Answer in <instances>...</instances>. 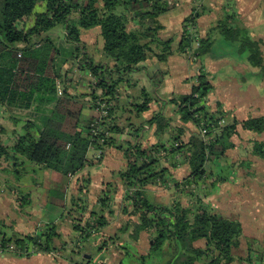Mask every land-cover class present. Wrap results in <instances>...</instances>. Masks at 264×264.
<instances>
[{
  "label": "trees",
  "instance_id": "trees-1",
  "mask_svg": "<svg viewBox=\"0 0 264 264\" xmlns=\"http://www.w3.org/2000/svg\"><path fill=\"white\" fill-rule=\"evenodd\" d=\"M175 4L176 1L169 5L167 0H0L1 107L8 111L26 110L41 99L50 104L46 92L54 93L56 84L47 73L51 70L53 59L47 57L48 51L40 56L42 49L32 48V44L39 40L46 50L50 46L54 49V41L46 33L56 25H60L66 40L71 43L68 57L76 59L80 55L76 66L78 69L73 73L88 71L96 78V83L80 98L82 102L71 96L64 86L62 95L55 99L53 97L55 103L49 112L18 119L19 125L22 124L12 133L13 143L0 142V166L2 161H7L17 169L23 158L74 178L89 164V148L98 151L91 158L96 164L101 161L105 149L112 146L122 150L126 160L118 177L125 189L124 199L128 202L123 205L122 211L136 215L132 236L137 238L140 232L147 231L151 242L149 251L153 254L162 253L165 242L169 241V248H165L169 249L165 264H264L250 241L245 240L241 221L214 211L203 199L206 192L201 197L186 193L191 196L190 203L174 200L169 204H158L149 201L144 190L148 184L163 185L168 181L173 182L176 191L208 179L207 185L211 186L228 181L227 174H218L213 178V174L207 171V162L224 158L225 153L234 148L233 136L237 135L238 129L257 134L264 131V116L239 120L228 116L219 103L215 109L204 103L212 84L202 59L212 48L214 34L229 42L234 51L245 55L247 62L259 68L264 76V54L260 42L239 25V15H223L201 37L194 31L199 17L196 9L193 8L184 18L178 52L191 57L188 60L198 66V71L196 82L188 93L177 94L167 100L175 105L180 125H172L171 118L161 112L152 114L137 127L130 123L125 126L126 122L118 124L119 120L113 115L115 107L119 105L118 89L123 84H133L130 74L140 69L141 62L151 58L166 60L172 53L173 40L159 35L163 28L159 16L174 8ZM93 27L100 29L105 61H96L79 37L81 29ZM194 37L197 41H194ZM18 50H21L20 56H17ZM143 98L141 103H136L137 112L148 108L150 98L146 92ZM86 101L88 108H94L99 101H105L107 105L112 101L115 107L110 104L106 115L95 123L93 117L83 119ZM93 123L96 124L94 127L100 125L97 133L92 131ZM144 123L154 128L156 136L164 133L162 139L143 145L138 138ZM185 123H192L194 127L186 139L181 137L185 132ZM124 130L127 137L118 141L116 135ZM162 149L163 155H167V164L162 163L160 157L163 155H156ZM251 151L264 160L263 141H253ZM184 163L188 169L182 180L173 178L172 170ZM228 166L226 170L232 169L231 164ZM0 170L10 172L7 167H0ZM82 186H79V191ZM107 192L108 189L102 190L104 194L98 199L102 202L101 210H104L110 198ZM65 195L63 182H56L49 189L48 202L65 207ZM70 202L78 205L75 200L71 199ZM84 211L81 208L78 214L82 217ZM112 212L110 208L108 213ZM80 221L81 218L73 221L79 237L89 229L98 232L108 223L104 212L97 213L94 209L89 211L87 219ZM128 224L131 223L123 224L119 230H126ZM54 228L47 227L41 234L27 233L18 237H10L0 230V245L5 248L7 243H13L17 249H21L20 253L14 251L16 255L38 250L47 252L56 248V240L60 238V233ZM199 241L203 244L199 245ZM242 242L246 249L245 256L236 254ZM254 258L259 262H255ZM83 264H89V260Z\"/></svg>",
  "mask_w": 264,
  "mask_h": 264
},
{
  "label": "crops",
  "instance_id": "crops-1",
  "mask_svg": "<svg viewBox=\"0 0 264 264\" xmlns=\"http://www.w3.org/2000/svg\"><path fill=\"white\" fill-rule=\"evenodd\" d=\"M230 4L239 15V25L244 26L250 36L260 42L264 54V0H176L174 8L160 14L159 16V20L163 25L159 35L163 38H171L173 40L172 53L168 55L166 60L159 61L156 58H151L142 61L140 69L130 74L133 84H123L122 87L118 89L120 91V106L118 105L119 107H115V118L122 121V123H127V120L124 119L123 115L131 108H135L137 105L136 103H141V100H143V94L146 92L147 97L150 99L148 108L144 111L145 116H150L151 114L159 112V109H162L166 115L171 117L172 125H180L181 122L179 121L177 113H175L176 111H174L172 104L170 105V102L167 100L174 95L188 93L191 90L192 85L196 82L195 75L198 71L196 64H192L186 55L178 52V45L181 40L180 33L182 22L192 9L195 8L199 17L196 19L194 31L200 37L205 36L208 29L220 19L219 17L223 15V10H225ZM192 5L193 7L191 8ZM186 7L187 9L185 10ZM61 32L62 34L64 33L63 29H61ZM98 36L99 34L97 36L88 34L86 36V41H88L87 45L90 50L91 45H93L91 52L98 55L97 57L92 55L93 58L96 60H104L101 52L100 39L99 42L94 41ZM92 39L93 41L91 43ZM213 41L211 50L209 53L205 54L202 59L204 69L209 75L212 84V89L207 94L208 105L211 109H215L216 105L219 103L222 110L225 111L228 116H234L239 120H244V118L249 116H264V76L261 75L260 69L250 65L247 62L245 55H240L236 50L234 51L229 42L219 34L213 35ZM217 48L220 51H216ZM95 49L98 50L95 52ZM89 54L91 55L90 52ZM78 57H80V55ZM4 110L8 111L6 108H4ZM83 112L84 114L90 112L93 116L97 115V112L94 109L88 107L85 108ZM12 125V123L8 125L0 122V127H3V129H0L1 143L8 144V142H10V140L7 141L5 139V135L15 131ZM184 127L185 132L181 136L182 138L188 137L189 132L194 130L192 123H185ZM139 134L138 139L142 140L143 145L154 143L157 139H162L164 136V133L156 136L154 134V128L146 123H144ZM125 137H127L126 130L121 134L116 135V138L119 141ZM255 140L264 142V131L257 134L240 128L238 129L237 135L233 136V141L235 143L234 148L228 150L225 153L224 158L213 159L207 163L210 171L209 173L213 174V178L218 174L223 175V171L220 172V168L223 164H231L232 170H235L236 175L233 181L229 182L225 180L217 182L216 185H213V189L210 191H204L207 194L203 199L214 211L219 212L224 217L227 216L240 220L243 225L244 236L246 235L245 223H249L251 218L254 222L258 221L257 202L262 200L264 203L261 196V194H263L264 198V184L262 177L264 176V160L252 154V144ZM94 151L89 158V164L83 169L79 176L71 178L70 180L66 177L65 179L61 178L60 181H56L63 182V185L68 183V187H66L65 205L72 206L71 204L73 203L70 201L73 192L77 190L78 185L82 184L79 182L80 180H88L89 186L95 189L94 193L90 196L91 202L94 203L93 209H97L96 206L99 204L97 201L99 197L104 194L102 193V190L106 191L108 189L107 193L110 198L106 201V205H111L110 208L113 212L107 213L103 210L108 223L104 225L100 231L95 232V234L116 232L119 226L118 224L123 223V221L125 223L130 222L131 224H128L127 229L124 232L125 236L123 238L125 240H123V242L125 241L127 244L131 242L136 244L135 246H143L144 250L147 248L149 250L151 245L149 233L147 231H142L138 234L137 238L132 239L130 234L133 230V224L137 222L136 215L126 214L122 211L123 205H126L128 202L124 199L125 189L123 188L121 181L118 179V174L116 175L115 173L117 170H122L126 164L123 154L121 153L118 155V150L116 148L112 146L107 147L101 157V161L94 164L95 162L91 161L93 155L96 154ZM245 154L247 155V158L240 157V155L243 156ZM1 163L2 165L0 167H5L7 165V163L3 161ZM30 167L33 175H43L42 166L30 163ZM187 167V164L184 163L173 169L172 177L178 180L183 178L187 172ZM6 178H12V172H4L0 170V182H6ZM77 178H80V180H77ZM91 178L94 183L91 181ZM236 186H240V192H234ZM144 190L145 192H149L150 195L152 194V196H168L163 202H158L159 204L171 203L175 200V194H177L174 188L162 189L161 185L154 184L146 185ZM246 190L248 191V195L245 200L243 197ZM11 191L13 190L11 189ZM82 191H86V189H82ZM48 192L49 189L47 190L46 197ZM12 197L14 196L12 195ZM45 201L46 203H49L47 202L48 198H46ZM19 202L20 201L16 200L17 204ZM51 205L59 209L56 205L52 203ZM0 206L2 207L3 204ZM79 208L81 207L79 206ZM90 209L91 208H85V211L88 210L89 212ZM129 211H131V208ZM72 213L75 214L74 210ZM243 218L247 219L246 222ZM26 232L29 234L34 233L32 230ZM115 236H117V234ZM118 240L122 239L119 237ZM118 240L113 243H111L110 240L108 241V243H110L109 249L113 252H109L106 257L102 258L103 261L100 262L106 264L116 263L117 259L123 255L122 251H120L122 242H118ZM94 241L95 240L92 238L90 243H94ZM199 243L202 242L199 241L198 244ZM169 244V241H166L164 244V250L162 251L164 258L161 261L162 264L166 263L165 261L169 256V253H167L169 252V249H165L169 248ZM242 244L243 242L241 243L240 248H242ZM88 253L89 251L87 252V255H89ZM1 256L4 257L3 255ZM95 259L96 257L94 260Z\"/></svg>",
  "mask_w": 264,
  "mask_h": 264
},
{
  "label": "rangeland",
  "instance_id": "rangeland-1",
  "mask_svg": "<svg viewBox=\"0 0 264 264\" xmlns=\"http://www.w3.org/2000/svg\"><path fill=\"white\" fill-rule=\"evenodd\" d=\"M175 1L176 0H174V2ZM187 7L185 8V10L187 9ZM192 7L193 5L191 6V8ZM222 14L223 15L230 14V15H235V17H238V13L234 10L231 4L225 10H223ZM222 16L219 17L220 20L221 18H223ZM216 23L217 21L213 24V26ZM46 34L50 36V38L54 41L53 42L54 49H52V47L50 46L48 47V50H46L44 48V43H40L39 40H36L32 44V48L42 49V51L40 50V53L42 52L40 56L42 55L44 56V54L48 51L47 57L48 58L50 56L52 57L53 64L51 66L50 72L47 73L50 75L49 78L52 79V81L55 84L57 80H60L62 89L65 86L64 89L68 93H70L71 96H75L77 97V99L83 98L84 95H86L87 92L92 87V83L89 82L90 80L89 78L90 76L88 75L89 72L79 70L78 72H76V74L73 73L74 70L78 69L76 66H78V61L80 60V58L78 56H77L78 58L76 57V59L68 57V53L71 50V43L68 42V40H66L64 33L62 34L60 25H56L55 27L51 28L50 30L47 31ZM88 34H91L94 36H97L99 34L97 39H94V41L99 42V39H100L101 41L100 45L102 48V37L100 36L99 27L81 29L80 34H79L81 41L86 46L87 50L91 53V56L93 55L97 57L98 55H96V53L91 52L93 49V45L90 44L91 50L89 49V46L87 45L88 41H86V38H87L86 36ZM92 41L93 39L91 40V43ZM194 41H197L195 37H194ZM194 46H195V43H194ZM97 50L98 49H95V52ZM18 51L21 52V50H18ZM216 51H220V50H218L217 48ZM101 52H102V49H101ZM65 58H69V59L66 62H63ZM187 58L191 59V57L190 58L187 57ZM47 86H43V87H47ZM48 93L46 92V96L49 97V100H51L49 102L50 104H46L45 101L41 99V100L36 101L34 105L30 107V109H26V110L23 109V110H17V111L15 110L5 111L4 107L0 106V122L8 124V125L12 123L13 129H19V126L22 123L19 125L20 122H17L18 119L24 120L25 118H32L33 115L36 113L38 114L40 112L41 113L49 112V110H51L52 108V105L55 103L54 99L60 96V94L57 95V89L54 90V93H49V94ZM143 100H141V102ZM79 101L82 102L81 99ZM88 101L85 102L86 108L88 105ZM204 103L208 105V100H204ZM171 104L174 108V111H176L175 105H173V103H170V105ZM112 107H115L114 104L112 105ZM115 110L116 109H114L113 115L115 114ZM159 112L165 114V112H163L162 109H159ZM123 116H124V119L127 120V123L125 126H127L130 123L133 126L137 127L142 122H144L145 119H148L150 116H152V114L150 116H145L144 111L137 112L136 108H131ZM83 117H84L83 119L86 120V117L94 118L95 116H93L90 112H88L87 114H84ZM85 120L83 122H85ZM119 123H122V122L119 121L118 124ZM12 133L5 135V139L7 141L8 140H10V142L13 141L14 136ZM10 142H8V144ZM117 150H118L117 154L120 155L122 151H120L119 149ZM93 151L94 150L92 148H89L87 152L89 158L92 156ZM97 154H98V151L96 152V155ZM246 156H247L246 154L243 156L240 155V157H243V158H245ZM160 158H162L164 163L168 161L167 155H163ZM174 161L175 160L173 159V162ZM3 162L7 163L8 166L6 165L5 167H7L10 170V172H12V178L10 179L6 178L5 179L6 182L4 181L0 182V205L3 204L2 206L3 208L0 206V230L1 232L7 234L10 237L14 235L18 237L21 235V233L27 234L28 232L26 231H29V230L34 231V233L36 234H41L45 230V228L53 226L55 227L54 229L60 233V238L56 240V244H57L56 248L49 250L47 252L38 250L35 253H30V254L21 253V255H16L13 249L11 248H0V264H83L86 260H89V264H106L100 261H103L102 258L106 257L109 254V252H113L109 249V246H110V243H108L109 238L111 239L110 242L113 243L114 241H117L119 237L120 239H122V240H118V242H122L120 251H122L123 255L120 256L119 259H117L116 263H112V264H162L161 261L164 258L162 253L153 254L148 250V248L147 249L145 248L146 250H144L143 246L139 247V246H135L136 244L131 243V242L129 244H127L125 241L124 242L126 244L123 242V240H125L123 238L125 236L124 235L125 230L120 231L119 229L122 228L123 224H125L124 221L123 223L118 224L119 226L116 232L114 231V232H108L107 234H100V233L95 234L96 231L89 229L88 231L82 232V235H81L82 237L78 236V233L74 230L73 221L74 220L77 221L80 218L81 219L83 218L82 221H84L85 219H87V216H88L87 214L89 213L88 210L84 211L81 217V215H79L80 214L79 209L91 208L90 210H93V205H94V203L91 202L90 196L92 195V193H94L95 189L89 186L88 180H85V179L80 180L79 182L82 184L78 185V188L79 186L83 185L82 189L83 190L86 189V191H82V190L78 191V188H77V190L73 192L72 200L73 201L75 200L76 203L81 208H79L77 205H74L75 203L73 202V204H71L72 206L65 205L66 206L65 208L64 207L62 208V206H57L59 207V209H57L56 207L52 206L51 203L50 204L46 203L45 199L47 198L46 197L47 190L50 189L56 183V181H60L61 178L65 179L67 177V179L70 180L72 178L71 175L68 174L67 176H63L61 173L59 174V173H56L54 171H51L43 167H42L43 175H39V174L33 175L31 173L30 162H28L27 160L23 158H22V164H19L17 169H14L11 166V163H8L7 161H3ZM179 166L181 165H178L177 167ZM228 167H229L228 164H225V165L223 164V166L220 168V172L223 171V175L227 174L226 177L228 181L231 182L235 179L236 173H235V170H232V169L226 170ZM206 168H207V171L210 172L208 168V164H206ZM15 171H17L18 173H15ZM118 172L119 170H117L115 174L116 175L119 174ZM262 177H263V184H264V176ZM179 180H182V178ZM91 181L94 183L92 178H91ZM209 181L210 179L206 180V182L204 183L201 181L197 185H187V187L184 188L183 190H180L178 192L176 191L177 194H175V200H180L182 201V203H190L192 200L191 196H189L186 193H191V194H196V195L198 194L201 197L204 191H210L211 189H213V186H211L210 184L207 185ZM172 183H173L172 181H168L164 183L163 185H161V188L162 189L174 188L172 186ZM63 186L65 189H67L66 187H68V183L64 184ZM11 189L13 191H11ZM234 192H240V186H236L234 188ZM12 195L14 197H12ZM247 195H248V191L246 190L244 192V197H243L245 200L247 199ZM261 196H262V199L264 200L263 194H261ZM15 197H16V200L20 201L18 204L16 203ZM145 197L153 203H158V202L160 203L161 201L163 202L164 199H167L168 196L167 195L152 196V194L150 195L149 192H145ZM97 202H99L98 204L99 206L97 205L96 206L97 209H94V210L97 213H102L103 209L101 210L100 208V206L102 205V202L100 201H97ZM263 205L264 203L262 202V200H259L257 202V208H258V213H257L258 221L257 222H254L252 218L250 219L249 223L246 222L247 220L246 218H243V220L246 222L245 223V226H246L245 234L247 235V236L245 235L246 240L250 241L251 247L253 246V248H255L254 251H256V253L259 254L258 256L261 255L259 259L264 261V208H263ZM71 207L74 210L75 214L72 213L73 210L71 209ZM110 207L111 205H106L104 208V212L108 213ZM84 229L87 230V228H84ZM87 233L88 235H86ZM116 234L118 237H114ZM130 237L132 239H135L132 236V233L130 234ZM92 238L95 240L94 243L93 242L90 243V240ZM11 240L14 241L13 238ZM104 242L106 243V245ZM86 251L87 252L89 251L88 254L91 255V258L89 255H87ZM245 253H246L245 246H242V248H238L236 250L237 255L245 256ZM1 255H3L4 257H2ZM95 257L96 259L94 260ZM254 259L256 260L255 262H259L257 258H254Z\"/></svg>",
  "mask_w": 264,
  "mask_h": 264
},
{
  "label": "built area",
  "instance_id": "built-area-1",
  "mask_svg": "<svg viewBox=\"0 0 264 264\" xmlns=\"http://www.w3.org/2000/svg\"><path fill=\"white\" fill-rule=\"evenodd\" d=\"M167 3L169 5H172L174 3V0H167ZM20 55H21V52L18 51L17 52V56H20ZM88 75L90 76V77L88 76L90 78L89 82L92 83V85H94L96 83V78H94L93 76H91L90 73H88ZM78 76H79V74H78ZM56 89H57V95L58 94H61L62 87H61V81L60 80H57L56 81ZM110 104H113L112 101L109 103V105ZM109 105H107L105 101H99L97 103V106H95L93 108L97 112V115L94 117L96 119L95 123L98 121V118L100 119L101 116L106 115L107 109L109 108L108 107ZM95 123L92 124L93 127L96 125ZM221 123H223V121H221ZM98 129H100V125H97L96 127H94L92 129L93 133H97V130ZM204 131L205 130L203 129L201 133L203 134ZM163 153H164V150L162 149V150H159L158 152H156V155L157 156H162ZM6 245H7V247H5V248H11V249H13V251H16L18 253L21 252V249H17L16 246L13 243H7ZM0 248H2L1 245H0Z\"/></svg>",
  "mask_w": 264,
  "mask_h": 264
}]
</instances>
